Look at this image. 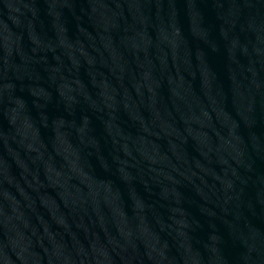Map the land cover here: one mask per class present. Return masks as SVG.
Wrapping results in <instances>:
<instances>
[{"label":"water","instance_id":"95a60500","mask_svg":"<svg viewBox=\"0 0 264 264\" xmlns=\"http://www.w3.org/2000/svg\"><path fill=\"white\" fill-rule=\"evenodd\" d=\"M0 264H264V0H0Z\"/></svg>","mask_w":264,"mask_h":264}]
</instances>
